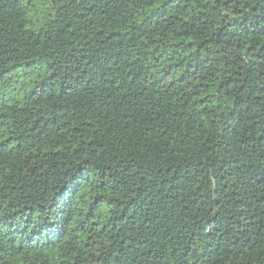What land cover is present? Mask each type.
Returning <instances> with one entry per match:
<instances>
[{
    "label": "trees",
    "instance_id": "obj_1",
    "mask_svg": "<svg viewBox=\"0 0 264 264\" xmlns=\"http://www.w3.org/2000/svg\"><path fill=\"white\" fill-rule=\"evenodd\" d=\"M0 264H264V0H0Z\"/></svg>",
    "mask_w": 264,
    "mask_h": 264
}]
</instances>
